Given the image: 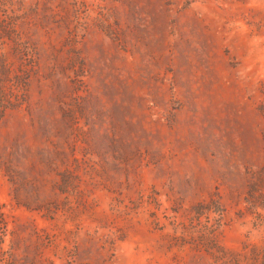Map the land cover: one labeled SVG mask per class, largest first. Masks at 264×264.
Segmentation results:
<instances>
[{
	"label": "rangeland",
	"instance_id": "obj_1",
	"mask_svg": "<svg viewBox=\"0 0 264 264\" xmlns=\"http://www.w3.org/2000/svg\"><path fill=\"white\" fill-rule=\"evenodd\" d=\"M0 264H264V0H0Z\"/></svg>",
	"mask_w": 264,
	"mask_h": 264
}]
</instances>
